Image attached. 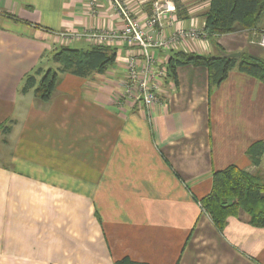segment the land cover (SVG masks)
Listing matches in <instances>:
<instances>
[{
	"label": "crops",
	"instance_id": "crops-1",
	"mask_svg": "<svg viewBox=\"0 0 264 264\" xmlns=\"http://www.w3.org/2000/svg\"><path fill=\"white\" fill-rule=\"evenodd\" d=\"M119 1L158 36V26L145 25L157 0ZM172 1L176 20L165 22L166 37L177 28L203 31L210 0ZM123 28L112 0H0V228L10 229L5 218L13 216L23 229L0 247V264H115L124 256L264 264V227L232 215L219 230L200 203L214 171L229 165L264 178V156L255 166L247 153L264 139L260 79L234 69L210 87L206 66L185 64L165 79L152 107L119 104L135 48L115 39L102 43L118 53L104 73H61L49 102L22 90L27 75L54 65L60 47L93 44L64 41L60 32ZM263 36L264 15L256 27L200 34L157 53L165 63L179 51L215 55L219 48L264 59Z\"/></svg>",
	"mask_w": 264,
	"mask_h": 264
},
{
	"label": "trees",
	"instance_id": "trees-1",
	"mask_svg": "<svg viewBox=\"0 0 264 264\" xmlns=\"http://www.w3.org/2000/svg\"><path fill=\"white\" fill-rule=\"evenodd\" d=\"M203 15L204 35L215 38L239 29L256 27L264 15V0H210V6ZM117 55L115 47L105 44H92L88 48L62 46L52 55L54 65L47 69L38 67L34 73L27 75L22 90L33 89L38 100L49 102L61 73L69 72L81 77L104 73L116 64ZM185 64L206 66L210 87L219 85L234 69L255 76L264 83V59L245 52L233 56L222 48L215 55L179 51L167 62L170 75L176 78L177 67ZM247 153L253 164L258 166L264 156V139L254 142ZM200 203L219 230L224 229L228 217L232 215H243L252 225L264 227V178L235 164L229 165L214 171L213 188ZM115 264L150 263L124 256Z\"/></svg>",
	"mask_w": 264,
	"mask_h": 264
},
{
	"label": "built area",
	"instance_id": "built-area-1",
	"mask_svg": "<svg viewBox=\"0 0 264 264\" xmlns=\"http://www.w3.org/2000/svg\"><path fill=\"white\" fill-rule=\"evenodd\" d=\"M93 6L96 0H89ZM123 15L124 28L121 33L115 31H88V32H60L64 41L87 39L93 44L114 42L115 39L126 41L135 49L126 57V81L122 92L123 102H136L147 108L159 102L162 91V84L166 78H170L167 63L160 60L158 50H167L176 47L181 40L198 37L204 34L198 27L192 26L189 30L177 28L169 36L164 35L165 22L173 23L176 20V5L172 0H157L153 4V13L145 20L149 27L158 26V36L150 35L144 28V24L134 17L131 12L125 9L119 0H112ZM260 43L264 46V36Z\"/></svg>",
	"mask_w": 264,
	"mask_h": 264
},
{
	"label": "rangeland",
	"instance_id": "rangeland-1",
	"mask_svg": "<svg viewBox=\"0 0 264 264\" xmlns=\"http://www.w3.org/2000/svg\"><path fill=\"white\" fill-rule=\"evenodd\" d=\"M13 212H14V214H17L18 213V210H17L16 207L14 208V211ZM12 217H10V218L6 217L5 218V221L6 222L7 221H10V220L13 221V224L11 223L12 224V227H10V229H11V232L10 233H9V230L10 229L8 227L6 228V224L5 223H4L5 225L3 224V226H1V228H0V233H1V235H0V237H1L0 247L3 245L5 249H6V243L8 245H10V243L8 242V239H10L12 237V235L17 231V228H19L21 231H23L22 227H17L15 225L14 220H16V218L13 219Z\"/></svg>",
	"mask_w": 264,
	"mask_h": 264
},
{
	"label": "water",
	"instance_id": "water-1",
	"mask_svg": "<svg viewBox=\"0 0 264 264\" xmlns=\"http://www.w3.org/2000/svg\"><path fill=\"white\" fill-rule=\"evenodd\" d=\"M238 54H240V53H231V55H233V56H236V55H238Z\"/></svg>",
	"mask_w": 264,
	"mask_h": 264
}]
</instances>
